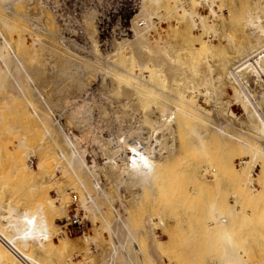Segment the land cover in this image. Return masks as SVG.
<instances>
[{"label":"bare ground","instance_id":"6f19581e","mask_svg":"<svg viewBox=\"0 0 264 264\" xmlns=\"http://www.w3.org/2000/svg\"><path fill=\"white\" fill-rule=\"evenodd\" d=\"M172 1L181 2L176 11L182 12L193 30L201 29L208 35L224 37L229 44H234L237 56L222 57L220 66L209 63L206 67L202 65L204 68L197 65L200 57L216 52L207 34L206 42L199 41L197 50L192 43L190 49L184 44L188 52L183 54V50L179 46L176 50L171 41H152L151 35L157 25L155 19H162V0H131L130 6L122 5L124 0H107L98 8L95 3V6L85 7L81 14L85 35L82 43L71 37L74 31L70 24L49 7V0H0V101L14 98V101H26L33 117L36 116L44 127L41 143L50 138L49 145L58 149L53 155L54 148L50 153L49 146L48 150L44 147L46 154L39 158L37 167L40 169L42 164L56 161L55 169L73 186L71 191L81 192V209L90 225L102 221L99 234L108 232L111 241V250L105 254L102 264H165L161 260L164 244L155 232L156 223L166 228L163 211H158L156 221L147 216L144 230H139L134 226V206L142 201L145 192L154 194L155 180L169 168L171 160L178 155L179 146L185 149L186 159L193 157V160L204 161L200 169H195L193 180L196 178L205 186L208 177L214 180L223 176L239 177L243 181L236 185H240L238 189L244 197L242 195V200L238 201L245 200L247 206L255 202L259 207L264 206L261 197L264 194V6L258 1L255 12L244 11L235 30L239 32L245 25L247 39L245 44H239L218 27L217 20H221L222 15L216 8L222 11L223 3L191 0L192 6L187 7L182 0ZM53 2L59 5V0ZM204 5L209 9L211 22L197 11ZM111 8L114 12H110ZM117 10L124 13L118 15ZM229 14L232 19L237 11ZM27 26L33 46L32 57L26 50L25 35L14 37L17 29ZM127 51L133 57L130 63L123 60ZM42 52L48 53L45 56L50 58L40 60ZM122 65L125 68H121ZM47 71L51 73L49 76ZM214 73L219 75L217 80ZM166 82L169 83L166 86L177 83L180 87V91L176 89L180 98L175 106L165 99L166 94L162 95L164 99L159 97L158 85ZM170 88L173 89V84L169 91ZM229 89L233 93L231 96ZM151 98L153 100L149 101ZM200 99L209 108L202 106ZM4 104L5 101L0 106ZM5 106L2 108L6 109ZM236 107L241 110L242 118L236 116ZM26 141L25 137L20 138L19 148L14 149L19 152L13 150L15 154L11 157L17 178L24 175L26 179V174L34 169L28 161L38 158L35 146V152L30 150L29 153L30 148L23 150ZM41 143L37 148L40 151L43 149ZM235 160L239 161V168ZM53 181L52 178L50 183ZM54 185L61 204L58 190L61 185L57 181ZM196 188L188 193L198 196L201 191ZM37 190L31 188V191ZM3 198L0 197V264L3 258L9 264H33L32 259L26 260L27 254L23 252L26 247L20 248L24 242L36 239L42 242L51 237L67 246L68 236L60 230L65 221L64 211L58 201L54 203L47 198L40 202L39 198L37 206L32 207L36 205L33 201L29 209H23L24 206L14 204L16 200L12 199V203L11 198ZM239 203L242 202L236 201L234 206ZM216 206L214 204L213 213L209 215L213 218L214 229L215 224L220 227L219 231L216 228L215 241L221 247V264H248L234 236L232 218L216 212ZM206 224L200 221L197 227ZM4 226L21 232L20 238L9 240L10 249H6L3 240ZM261 232L264 234L263 230ZM97 242V237L89 238V243Z\"/></svg>","mask_w":264,"mask_h":264},{"label":"rangeland","instance_id":"374dc122","mask_svg":"<svg viewBox=\"0 0 264 264\" xmlns=\"http://www.w3.org/2000/svg\"><path fill=\"white\" fill-rule=\"evenodd\" d=\"M106 1L107 0L100 3L98 0H93L92 3V0H59V5L56 6L53 0H49V7L53 11H58L60 17H62V19L60 18L61 20L68 21V23L70 24L68 25L74 31L73 33H70V35L73 34L71 37L74 40H77L79 43L80 42L82 43V41L84 42V38H85V35L83 34L82 31L83 24L81 22L82 19L81 14L83 9H85V7H90L91 4L94 5V3L98 8L99 5L104 4ZM213 1H215L217 5L223 3V5L225 6V7L223 6L222 11H219V9L216 8L219 15L220 16L222 15L221 20H217V23L219 24L218 25L219 29H222L221 31L232 36L233 40L236 41L235 43L245 44L247 39V35H246L247 28L245 27V25H242L241 31L236 32L235 25H237L240 21H242L243 13L245 10L249 9L255 12L257 7H259L257 5L258 1H261L262 3L261 5L264 6L263 0H213ZM182 2L185 4L187 3L186 4L187 7L192 6L191 0H182ZM162 3L164 6V8L162 9V15L164 16L161 15V17L163 20L158 18L155 19L157 25L155 30L152 32L151 40L155 41L157 39L161 41H171V43H173L176 50H179L180 48L183 50L181 51V54L188 52L186 48L188 47L187 49H190L191 47L190 43L195 45L193 46V48H195L196 50L199 49L200 48L199 41L204 42L205 40L206 42L205 34H207V32L201 29L193 30L192 26L190 25V22L183 18L184 16L182 12L176 11L179 5L181 4V2L179 3V2H174L172 0H162ZM233 10H236L237 14L234 15L233 17L234 19L233 18L231 19L229 13L230 11ZM197 11H199L202 15L207 16L209 22H211L209 9L206 5L197 8ZM110 12H114L113 8H111ZM22 13H25V11H23ZM117 13L118 15H122V13L124 12L122 10H117L116 14ZM27 28L28 26L25 27V29L24 28L17 29L16 32L17 35L14 34L15 35L14 37L16 38L18 34L25 35L27 41L26 42L27 48H28L26 50L28 51V54L31 55L32 57L33 46L31 43L32 42L31 34L29 31H27L28 30ZM45 39L47 40V38ZM189 40L191 42H189ZM207 40H209L215 46L214 51L216 50V52H214L213 55L209 56L210 59L209 57H205V56H203L202 58L200 57V59L197 61V63L199 64L196 63L198 66H200L201 64V67H204L202 65H205L206 67L207 65H209V63L210 64L212 63L214 67H217V65L220 66L222 64L221 61L222 57L226 56L225 58H227V57L237 56L234 51L236 50L234 44H229V42L224 37L222 36L215 37L213 36V34H209V35L207 34ZM184 44L186 45V48ZM226 50H228V53ZM29 51H31L30 52L31 54L29 53ZM33 51H34L33 52L34 55L35 49ZM42 53L41 55H39L40 60H43L42 58L44 59L50 58L49 56L48 57L45 56L48 53L46 54L45 52ZM125 56L123 57L124 62L130 63L133 57H131L132 55L129 54V51L125 52ZM121 68H125V67L122 65ZM49 71H47L46 73L48 76L49 74H51L49 73ZM213 76L216 80L219 77L217 73H214ZM146 79H148V75ZM167 83L168 82L161 83L158 85V88L161 89V91L158 92V94L160 95L159 97H161L162 99H164L165 97L166 100L170 101L171 104L175 106V104L178 103L176 101L178 100L177 98L178 97L180 98L179 96L180 87L177 86V83H170L171 84L170 86H172L173 84V89L170 88L169 91L170 86L169 85L166 86ZM176 89H179V91L177 92ZM167 94L169 95L171 94V96ZM232 94H233L232 90L229 89V95L231 96ZM162 95L165 96L163 97ZM117 98L120 97L117 95ZM14 99L3 100V102L0 101V105H2L5 101L4 105H6L5 106L6 109L11 107L10 109L6 110L3 109L4 105L0 106L1 107L0 110L2 109L4 113L3 115L2 111L0 112V117L4 119L3 120L2 118H0V122H2V120L4 121L3 125L0 123V126L2 125L3 127V128L0 127L1 128L0 129V151H1L0 152V167H1L0 184L2 186L0 188L1 190L0 192H2V196L0 193V197L1 198L6 197L5 198L6 200H9L11 198L10 201L12 203H14L12 199L16 200L17 202L15 201L16 203L14 204L15 205L18 204V206H24L23 209L24 208L29 209L30 203L32 204L33 201H34L33 203H36V205L33 204L34 206L32 205V207L37 206L38 203L36 200H39V198H40V202L43 201L44 199L47 200L48 198V200H50L51 202L56 203L58 201V195L56 194L57 187L54 185V182L55 181L59 182L61 185L58 186L59 187L58 190L60 192L59 200L61 201V204H59L60 202L58 201V205L64 211L63 219L65 220L63 223H61L62 227L60 228V230L61 232H63L68 236L67 246L62 245L59 242V240L54 241L51 237L49 239H46V241H42V242L36 239L29 243L28 242L21 243L20 248L21 246L26 247V249L23 251L24 253L27 254L26 260L32 259L33 264H102L104 257L107 256L105 254L109 250H111V244H110L111 241H110L109 233L108 232L106 233L105 231L99 234L98 230L99 227L102 225L101 220H98L95 226L90 225L91 223L89 219L85 217L86 215L83 212L84 210L81 209L82 208L81 192L71 191L73 186L68 185L67 182L64 180L63 176L60 175V173H58L57 170L55 169L56 161L55 162L51 161V164L49 163L50 165H48V163L45 165L42 164L44 165L43 171H42L43 167H41L42 166L41 164H40L41 166L39 165L40 169L39 167H37L39 158L42 155L44 156L46 154V150H48L47 149L48 146H49L48 152L50 153H51L50 149L54 147L49 145L50 142L48 141L51 140L50 138L41 143L43 137L42 132L44 130L43 129L44 127H42V124L38 120V118L36 116L33 117V115L31 114V107L27 103H25L26 101L22 99L20 100L16 99L17 101H14ZM152 100L153 99L151 98V100L149 101ZM149 101L148 103H150ZM199 101L202 106L209 108V106L204 103L203 99H200ZM151 104L153 105L154 103ZM12 107L14 110L12 109ZM35 107L38 108V106L36 105ZM234 111L236 116L238 115L237 116L238 118H242V112L238 107L234 108ZM21 136L27 139L26 149L23 150L28 151V149L30 148L28 151L29 153L35 150L36 154L38 155L37 159L36 158L32 159L35 160L34 166L31 163L32 160L28 161V163L32 165L34 169L36 170L38 169L40 170V172L43 173L45 172L44 174L37 172L38 170L37 171L35 170V173L33 175L31 174V177H28V175L30 176L31 172L32 173L34 172L33 169L29 174H26L27 175L25 176L26 179L23 178L24 175L22 176L20 174H19L21 176L20 179H19L20 176H18V178L16 177L15 171L13 169L14 166H12L13 160L11 157L13 156V153L15 154L16 151L19 152L18 149H16V151L14 149L17 147L19 148L20 138H22ZM34 140L36 141V145ZM177 141L178 144H180L179 137ZM40 143L44 145V146L42 145L43 147V149H41L42 152H44L45 148L47 147L44 154L41 153L40 150H38L40 148ZM12 145H14V147H12ZM55 148H54L55 151L52 150L53 152L51 153L53 155L54 153L57 154L58 152V149ZM177 152L178 155L171 160L169 164V168L165 171V173H162L163 176L160 175V177L155 180L153 184L155 190L154 194L145 192L143 198L141 199L142 201H139V203L135 204L134 226L135 227L137 226L136 228L139 230H144L145 228L144 221L146 217L152 216V218L156 221L158 211L159 212L163 211L162 213L165 217L166 228H163L156 223L155 232L158 235V237H160V240L164 244L162 245L163 247L161 249V255H162L161 260L165 264H221V260H222V256H221L222 251L220 250L221 247H219L218 246L219 244L217 245L218 242L215 241L216 234L219 231L220 227H218L215 224L216 227L214 229V223H211V221L214 222L213 220H211L213 218L211 215H209L213 213L212 208L214 207L215 204L218 205L216 206L217 209L216 212L220 211L219 213L223 214L224 216L226 217L230 216L232 218L231 224L232 223L233 224L231 226L232 229L234 230L233 231L234 236L238 239L240 250L247 263L264 264V234H262L263 232H261L262 230L264 231V228L262 227L264 226V206L259 207V204L257 206L256 202L250 204V206H247L245 204L246 202L245 200H243L244 202L238 201V200H242V198L244 197L243 194H242L243 197L241 195V193L243 192L238 189V186L240 185H236L239 182H240L239 184H241V181H243L239 177L236 178L237 183H236V179L234 178L231 179V177L229 176L220 177L218 180H214V178L208 177L206 180V185L205 186L201 185V183L196 178L193 180L192 176L196 168L200 169V167L204 165L203 159L194 158L193 160V157L190 158L187 157L186 159V156L183 155L185 154V149L180 146ZM7 158H9L8 159L9 162L6 161ZM213 161L216 162V160H212L211 162ZM219 162L220 161L218 160L217 161L218 165ZM239 165H240L239 161L235 160V166L239 168L240 167ZM52 178L54 179V181L53 183L52 182L50 183V180ZM11 180H13L14 183ZM18 180L21 181L19 182ZM42 180L43 181L45 180V183L42 182ZM30 181L32 182L30 183ZM155 183L159 187L157 191L156 189L158 187H156ZM195 183L197 185H195ZM199 185L201 186L199 187ZM196 186L201 191V193L198 196H191L188 192L191 188L194 187L196 188ZM5 188L8 189L5 191ZM31 188L32 189L37 188L38 190L37 192H34L31 191ZM159 190L162 191L161 194L159 193ZM236 191L238 193L240 191V193L238 194ZM8 193L11 195H9ZM31 196H33V198ZM261 197H263L262 203H264V194H261ZM65 198L67 200H65ZM20 200L21 202L19 204ZM22 201H24V203ZM236 201L242 203H239L238 206L237 205L234 206V203ZM54 216H56V214H54ZM56 218L59 219V217ZM200 221H203V223H207V224L204 227L199 226L200 228H198L197 226L198 223H200ZM209 222L211 223V226L213 228L210 226ZM216 228H218V231ZM3 234H4L3 240L7 246L6 249H10L8 248L10 246L9 240L12 237L20 238L21 236V232L19 230L9 226L3 227ZM85 235L88 238H86ZM90 237H97L98 242L95 244L89 243ZM11 247L16 248L17 246H11ZM3 259H4L3 264H9L5 258Z\"/></svg>","mask_w":264,"mask_h":264},{"label":"built area","instance_id":"2783aa9c","mask_svg":"<svg viewBox=\"0 0 264 264\" xmlns=\"http://www.w3.org/2000/svg\"><path fill=\"white\" fill-rule=\"evenodd\" d=\"M128 3V4H127ZM122 5H127L130 6L131 5V0H124V3H122ZM33 164V166L35 165V160H32L31 162Z\"/></svg>","mask_w":264,"mask_h":264}]
</instances>
